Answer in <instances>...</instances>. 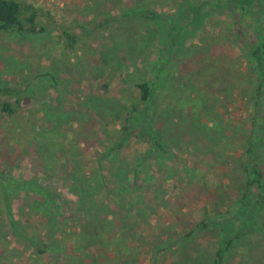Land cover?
I'll return each mask as SVG.
<instances>
[{
    "label": "rangeland",
    "instance_id": "374dc122",
    "mask_svg": "<svg viewBox=\"0 0 264 264\" xmlns=\"http://www.w3.org/2000/svg\"><path fill=\"white\" fill-rule=\"evenodd\" d=\"M17 1L34 7L43 32L0 34V85L25 89L32 82L18 116L0 112V174L55 191L62 216L31 190L13 189L8 200L0 188V264H178L181 257H189V264H212L220 230L196 227L230 211L244 192L245 176L234 174L247 147L258 85L241 50L240 13L212 12L197 41L187 43L173 78L177 87L166 95L175 101L155 125L172 151L149 160V144L136 132L101 165L129 106L140 97L136 84L154 81L149 64L166 48L158 21L125 14L150 9L173 15L186 0ZM123 30L131 45L146 40L145 51L116 46ZM65 32L78 38L75 48L70 49ZM47 73L52 77L40 79ZM200 99L206 102L198 108ZM51 129L57 143L52 159L38 141L43 130L50 139ZM138 161L145 164L136 189ZM75 166L88 180L101 175L102 201L118 206L110 210L111 219L127 218L114 234L103 228L104 243L88 248V257L79 240L85 218L81 191L72 181ZM192 232L187 247L157 255L163 243ZM260 238L252 259L237 250L227 264H264V233L254 234L252 243Z\"/></svg>",
    "mask_w": 264,
    "mask_h": 264
},
{
    "label": "trees",
    "instance_id": "16d2710c",
    "mask_svg": "<svg viewBox=\"0 0 264 264\" xmlns=\"http://www.w3.org/2000/svg\"><path fill=\"white\" fill-rule=\"evenodd\" d=\"M211 7V8H210ZM213 7V8H212ZM228 10L229 13H240V23L244 28L241 38H244L241 50L243 57L249 64L250 73L257 75L258 85L256 90V98L252 103V127L248 136L247 147L238 160L234 175L245 176V189L238 203L228 212L214 215L209 219L201 222L196 231L208 229L220 230L221 237L215 245L213 252L212 264H227L230 255L237 250H241L247 259H252L254 251L259 248L261 238L252 243V237L256 233H264V0H214L202 3L200 5L192 4L190 0L186 3H178L175 6L173 15L161 16L152 10L142 9L141 11H128L127 16H141L148 20L158 21V30L162 45L166 48L161 50L160 58L149 64L150 70L154 75V81H144L136 84V88L140 92L138 101L129 106L126 116L123 119L124 123L117 132L115 139L109 145L108 150L101 158V165L113 154L121 151L128 140L135 136L136 132L141 134L149 144V149L146 157L149 160L160 159L166 156L167 152H171L167 141L162 133L156 128L158 120L161 117L163 110L170 111V100L166 98L167 93L174 91L173 87H177L173 82L174 76L179 74L181 62L184 60V54L187 53V43L196 42L198 35L203 32L208 23L211 13L215 14ZM235 19V18H234ZM43 32V29L37 28V14L34 7L31 5L24 6L17 0H0V34H13L25 36L26 34L34 35ZM125 31L123 30L122 33ZM68 39L69 47L75 48L78 38L75 35L63 34ZM128 33L121 34V39L115 40L116 46L125 47L127 50L140 48L145 51L148 44L145 41L128 43ZM237 33L233 32L234 44L240 42ZM153 39V38H152ZM154 40V39H153ZM128 46V48H127ZM115 49V48H114ZM119 50V49H115ZM112 52V51H111ZM110 53V52H109ZM120 53V51H119ZM51 74H44L41 78L50 77ZM52 77V76H51ZM42 84L44 82H41ZM194 86L192 81H188L187 86ZM32 82L25 86H15L13 84L0 85V112L7 118H14L19 115L20 109L23 107L25 96L31 91ZM210 85L207 84V89ZM174 95V94H172ZM206 102V100H204ZM203 100H199L197 107L204 104ZM195 103V100L192 101ZM174 105L177 106V103ZM173 105V106H174ZM172 106V107H173ZM178 107V106H177ZM59 113H61L59 111ZM163 114V113H162ZM60 114H57V118ZM56 121H58V119ZM17 122V121H16ZM57 125V123H56ZM53 129L49 130V134ZM222 130L219 125L216 131ZM51 136V135H50ZM42 148L48 158H53L55 153L54 146L50 143L44 144L46 134L43 133L38 138ZM145 162L138 161L134 167L135 187L139 188V181L142 171L139 169L144 166ZM78 166L73 170L74 177L73 185L78 187L82 196V216L84 215L85 223L80 225L79 240L82 242L85 257L91 255L88 248L93 244L100 246L104 243L100 235L103 228L107 235L117 232L118 227L126 217L116 221L111 219L110 210L112 207H118L113 203L103 202L101 199L102 192V177L97 176L95 179H87L81 176L78 171ZM16 182L13 178H6L0 174V188L3 190L6 199L9 200L13 189L20 190L25 188L33 193L40 195L44 199L45 205L49 209L62 216V205L59 200H56V192L52 189L44 188L35 182ZM60 196V195H59ZM63 200L62 196H60ZM10 208V203H6ZM106 215V218L103 216ZM107 225L108 227H104ZM195 232L188 234L179 241H169L163 243L158 249L157 255L163 252L172 250L174 247H187V243L193 238ZM105 234V233H104ZM228 256V257H227ZM122 262L121 257H117ZM189 257H181L178 264H189ZM188 259V261H184ZM156 260H159L157 258Z\"/></svg>",
    "mask_w": 264,
    "mask_h": 264
},
{
    "label": "crops",
    "instance_id": "0c3cea01",
    "mask_svg": "<svg viewBox=\"0 0 264 264\" xmlns=\"http://www.w3.org/2000/svg\"><path fill=\"white\" fill-rule=\"evenodd\" d=\"M44 131V130H43ZM50 135H51V138L50 139H46V141L45 142H43L44 144H46V143H50V145H53V144H56V142H55V131L53 130L51 133H50Z\"/></svg>",
    "mask_w": 264,
    "mask_h": 264
}]
</instances>
